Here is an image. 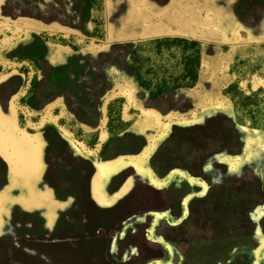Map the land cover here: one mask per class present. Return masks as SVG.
I'll list each match as a JSON object with an SVG mask.
<instances>
[{"label":"rangeland","instance_id":"rangeland-1","mask_svg":"<svg viewBox=\"0 0 264 264\" xmlns=\"http://www.w3.org/2000/svg\"><path fill=\"white\" fill-rule=\"evenodd\" d=\"M0 191V264H264V0H0Z\"/></svg>","mask_w":264,"mask_h":264},{"label":"crops","instance_id":"crops-1","mask_svg":"<svg viewBox=\"0 0 264 264\" xmlns=\"http://www.w3.org/2000/svg\"><path fill=\"white\" fill-rule=\"evenodd\" d=\"M228 235V234H227ZM239 235H242L241 237H243L244 235L242 233H239ZM224 236V235H223ZM229 237L227 236H224V238H222V241L223 243H225L226 241L229 242V240H232L230 243H228L229 245L227 246V250L226 251H231L234 247H230L232 243L234 242H237L238 239H235V238H238V235L235 236L234 234H230L228 235ZM221 240V239H220ZM240 240V239H239ZM215 241H219V239L215 240ZM235 249V248H234ZM252 253V252H251ZM251 253H249L248 250H244V248L241 250V251H238L237 252V255H235L236 259H235V262L233 264H252L251 261H250V256H251ZM207 261L209 260V264H220L219 263V259H217V256L216 254L215 255H212V256H209V257H206ZM233 259H231L232 261ZM211 262V263H210Z\"/></svg>","mask_w":264,"mask_h":264},{"label":"trees","instance_id":"trees-1","mask_svg":"<svg viewBox=\"0 0 264 264\" xmlns=\"http://www.w3.org/2000/svg\"><path fill=\"white\" fill-rule=\"evenodd\" d=\"M2 197H3V194H2V191H0V203H1L2 199H3Z\"/></svg>","mask_w":264,"mask_h":264}]
</instances>
